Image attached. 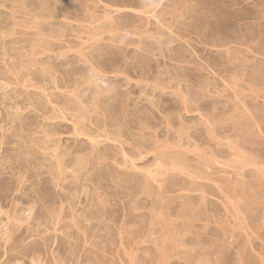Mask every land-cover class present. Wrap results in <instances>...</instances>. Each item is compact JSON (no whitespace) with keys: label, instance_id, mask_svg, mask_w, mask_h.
<instances>
[{"label":"rangeland","instance_id":"rangeland-1","mask_svg":"<svg viewBox=\"0 0 264 264\" xmlns=\"http://www.w3.org/2000/svg\"><path fill=\"white\" fill-rule=\"evenodd\" d=\"M0 264H264V0H0Z\"/></svg>","mask_w":264,"mask_h":264}]
</instances>
